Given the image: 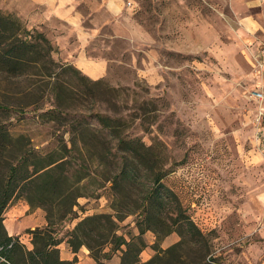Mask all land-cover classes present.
Wrapping results in <instances>:
<instances>
[{
    "label": "rangeland",
    "instance_id": "374dc122",
    "mask_svg": "<svg viewBox=\"0 0 264 264\" xmlns=\"http://www.w3.org/2000/svg\"><path fill=\"white\" fill-rule=\"evenodd\" d=\"M126 1L116 14H91L106 20L105 35L97 43L108 59L106 73L94 78L61 54L49 30L40 27L41 14L47 16L43 7L30 0H0L3 13L44 32L58 49L53 51L57 63L49 67L54 70L51 78L35 73H45L44 66L29 72L28 65L11 72L0 67V123L12 136L25 135L27 146L42 150L58 146L63 137H77L79 150L67 155L71 168L86 174L81 182L85 195L78 198L76 208L80 214L115 215L114 200L130 204L125 212L132 209L145 193L143 184L153 186L147 179L153 171L141 164L134 178L113 185L108 176L121 165L123 153H107L104 159L92 147H84L81 138L90 133L80 122L115 140L109 129L102 128L97 113L123 115L122 133L152 144L153 167L176 194L166 197V224L160 226L137 213L124 212L128 215L116 219L117 232L127 238L138 234V220L157 230L145 231L147 249L141 258L156 253L155 246L180 241L178 250L188 263L202 259L206 264H264V149L256 137L258 104L250 97L258 86V62L264 57V16L258 14L264 13V3L235 12L226 0ZM239 15L248 17L240 21ZM54 18L46 21L63 24ZM68 120L79 127L70 130ZM41 216L46 219L42 206L31 207L24 197L15 196L4 211V223L22 226L11 233L6 225L10 234H18L32 247L28 228ZM174 217H179L175 223ZM188 217L202 236L188 227ZM69 223L59 226L63 237ZM168 224L179 238L163 243L160 235L171 228ZM115 254L105 261L110 263Z\"/></svg>",
    "mask_w": 264,
    "mask_h": 264
},
{
    "label": "trees",
    "instance_id": "16d2710c",
    "mask_svg": "<svg viewBox=\"0 0 264 264\" xmlns=\"http://www.w3.org/2000/svg\"><path fill=\"white\" fill-rule=\"evenodd\" d=\"M57 50L44 32L34 30V27L27 28L17 17L0 10V67L11 72L28 65L29 72L31 67L44 66L47 68L45 73L39 70L35 73L51 78L54 70L49 67L57 63L53 57V51ZM67 66L74 67L72 64ZM97 115L102 128L109 129L116 136L115 140L114 137L106 139L100 136L97 133L98 128L94 129L80 122V127L90 133L89 137L83 136L81 141L84 147H92L104 159L107 153H123L121 165L108 176V180L116 185L120 179L134 178L139 165L143 164L153 171L152 175L147 176L153 186L143 184L145 193L141 201L135 202L136 209L133 207L125 212L124 208L130 204L116 199L112 204L115 215L107 211L80 214L76 207L79 206L78 198L85 195L81 191V182L86 174L80 168L73 170L72 161L67 157L69 153L79 150V139L63 137L58 146L42 150L35 144L27 146L24 142L25 135L12 136L6 126L0 123V264H73L74 259H64L60 255L58 244L64 238L75 251L86 245L98 264H110L105 259L117 252L120 254L118 264H206L202 259L188 263L178 250L180 241L167 247L155 246L156 253L142 259L140 254L147 246L145 231H157L152 224L142 225L138 220L139 232L129 238L123 232H117L119 227L116 219L120 220L128 215L125 213L143 215L142 219L156 221L160 226L166 224V197L176 198V194L161 182L162 173L156 172L153 167L151 159L155 152L152 151V144H147L141 137L123 134V115L112 116L101 112ZM67 123L70 130L79 127L74 120H68ZM9 150H14L11 154L13 156L6 157ZM130 153L133 158L131 160ZM15 196L24 197L31 207L39 205L46 210L47 223L28 228L32 247H27L18 234H10L4 223V211ZM178 206L182 211L179 200ZM78 217L80 218L77 223L68 228L66 237H63L59 226ZM172 219L175 223L179 217ZM186 221L188 227L195 231V236L203 235L193 220L188 217ZM168 225L171 228L163 235H158L165 237L175 231L173 226ZM108 244L110 247L106 250Z\"/></svg>",
    "mask_w": 264,
    "mask_h": 264
},
{
    "label": "crops",
    "instance_id": "0c3cea01",
    "mask_svg": "<svg viewBox=\"0 0 264 264\" xmlns=\"http://www.w3.org/2000/svg\"><path fill=\"white\" fill-rule=\"evenodd\" d=\"M35 6L39 5L47 11L46 18L55 17L62 25L49 24L45 16L41 14L40 20L44 21L41 28H47L48 34L52 41L59 47L60 53L68 56L72 62L75 63L86 74L96 78L104 73L108 66V59L103 53V50L98 46V37L105 35L103 27L106 20H100L92 17L91 14L95 11H104L110 14H116L127 4L126 0H30ZM212 2L219 4L221 1L216 0ZM230 7L235 12H245L247 9L260 6L264 0H226ZM82 4L89 11L82 9ZM264 7V6H263ZM219 9V7H216ZM262 9V8H260ZM263 11V10H262ZM259 16H264L263 12H258ZM247 15H239L237 19L245 21ZM54 18V19H55ZM241 18V19H240ZM258 20H261L258 17ZM39 21V20H38ZM45 25V26H44ZM259 60V59H258ZM260 60H264V57ZM259 64V63H258ZM260 66V67H259ZM260 77L258 86L264 83V67L259 65ZM264 149L263 141L258 140ZM37 211L31 212V214ZM80 217L73 219L68 228H72ZM47 220L41 216V220L33 223L29 227L46 224ZM11 233H18L22 229L17 222H9L6 224ZM179 235L173 231L163 238V243H169L178 240ZM60 255L64 259H74L73 264H98L96 259L90 254V250L86 245H82L78 250H73L66 238L59 244ZM147 248H144L146 251ZM151 255L144 256L146 259ZM120 262V254L116 253L110 260L112 264Z\"/></svg>",
    "mask_w": 264,
    "mask_h": 264
},
{
    "label": "built area",
    "instance_id": "2783aa9c",
    "mask_svg": "<svg viewBox=\"0 0 264 264\" xmlns=\"http://www.w3.org/2000/svg\"><path fill=\"white\" fill-rule=\"evenodd\" d=\"M259 65L264 67V60H259ZM250 97L258 104L257 108V139L263 141L264 144V83L253 88Z\"/></svg>",
    "mask_w": 264,
    "mask_h": 264
}]
</instances>
